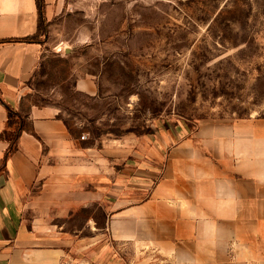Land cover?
<instances>
[{"label": "crops", "instance_id": "obj_1", "mask_svg": "<svg viewBox=\"0 0 264 264\" xmlns=\"http://www.w3.org/2000/svg\"><path fill=\"white\" fill-rule=\"evenodd\" d=\"M39 24L37 0H0V264H264V118L157 128L112 165L27 105L43 43L9 40ZM8 108L29 122L14 152Z\"/></svg>", "mask_w": 264, "mask_h": 264}, {"label": "rangeland", "instance_id": "obj_2", "mask_svg": "<svg viewBox=\"0 0 264 264\" xmlns=\"http://www.w3.org/2000/svg\"><path fill=\"white\" fill-rule=\"evenodd\" d=\"M38 40L27 105L112 165L157 128L264 118V0H66Z\"/></svg>", "mask_w": 264, "mask_h": 264}, {"label": "trees", "instance_id": "obj_3", "mask_svg": "<svg viewBox=\"0 0 264 264\" xmlns=\"http://www.w3.org/2000/svg\"><path fill=\"white\" fill-rule=\"evenodd\" d=\"M38 9L40 12V24H39V33L35 36L23 38V39H12L9 40L10 42H27V43H43V41L38 40L39 35L41 34V24L42 21L45 19V7L46 2L45 0H37ZM9 110V126L14 127L16 126V130L7 134V139L11 143L9 152H14L18 150V141L21 134L29 129V122L28 117L18 111H15L11 108Z\"/></svg>", "mask_w": 264, "mask_h": 264}, {"label": "built area", "instance_id": "obj_4", "mask_svg": "<svg viewBox=\"0 0 264 264\" xmlns=\"http://www.w3.org/2000/svg\"><path fill=\"white\" fill-rule=\"evenodd\" d=\"M81 138L82 140H86L87 136L84 134Z\"/></svg>", "mask_w": 264, "mask_h": 264}]
</instances>
